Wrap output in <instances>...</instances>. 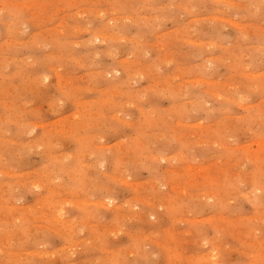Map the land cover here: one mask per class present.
Instances as JSON below:
<instances>
[{
  "label": "rangeland",
  "instance_id": "374dc122",
  "mask_svg": "<svg viewBox=\"0 0 264 264\" xmlns=\"http://www.w3.org/2000/svg\"><path fill=\"white\" fill-rule=\"evenodd\" d=\"M0 264H264V0H0Z\"/></svg>",
  "mask_w": 264,
  "mask_h": 264
},
{
  "label": "bare ground",
  "instance_id": "6f19581e",
  "mask_svg": "<svg viewBox=\"0 0 264 264\" xmlns=\"http://www.w3.org/2000/svg\"><path fill=\"white\" fill-rule=\"evenodd\" d=\"M200 168V167H199ZM84 203V202H83ZM53 217V216H52ZM55 220V219H54ZM57 220V219H56ZM17 221V220H16Z\"/></svg>",
  "mask_w": 264,
  "mask_h": 264
}]
</instances>
